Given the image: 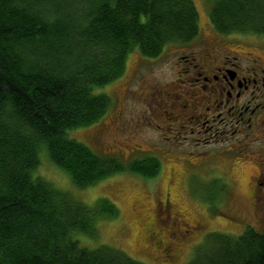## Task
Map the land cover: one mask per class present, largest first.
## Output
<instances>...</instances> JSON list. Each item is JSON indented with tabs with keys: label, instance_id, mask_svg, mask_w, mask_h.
<instances>
[{
	"label": "trees",
	"instance_id": "16d2710c",
	"mask_svg": "<svg viewBox=\"0 0 264 264\" xmlns=\"http://www.w3.org/2000/svg\"><path fill=\"white\" fill-rule=\"evenodd\" d=\"M210 17L221 33L264 34V0H213ZM199 34L194 0H0V264H148L74 236L96 237L97 216L119 214L113 201L91 207L33 172L44 146L80 187L158 175L156 155L125 162L68 131L106 114L111 98L94 89L124 73L134 46L157 57ZM187 264H264V228L212 232Z\"/></svg>",
	"mask_w": 264,
	"mask_h": 264
},
{
	"label": "rangeland",
	"instance_id": "374dc122",
	"mask_svg": "<svg viewBox=\"0 0 264 264\" xmlns=\"http://www.w3.org/2000/svg\"><path fill=\"white\" fill-rule=\"evenodd\" d=\"M194 2L199 11L200 34L191 43L214 31L221 33L210 17L213 0ZM237 34L241 41L234 47L252 51L264 60V34ZM181 44H166L157 57L146 56L134 46L128 53L124 73L94 89L95 93H106L111 98L106 114L92 124L68 131V136L94 151L125 162L156 155L161 160L158 175L145 177L122 170L80 187L68 171L50 159L44 146L39 150L40 163L33 172L35 176L44 177L91 207L99 198L107 197L119 209L116 217L97 216L96 237L82 232L74 234L83 246L110 245L148 264H187L212 232L239 235L249 225L258 230L264 228V207L254 210L253 200L247 196L249 177L259 168L258 164L262 165L264 140L249 139L252 146L237 144V148L228 149L198 145L195 140L198 134L192 133L191 128L199 126L188 123L184 115L186 112L194 114V111L190 106L181 108L183 113L176 117L178 109L173 111L169 106L186 102L189 97L181 93L180 88L178 100L160 93L175 79L189 78V74L197 71L195 68L187 73L178 72L177 51L182 48ZM181 67L185 66L181 63ZM184 83L190 84V81L187 79ZM167 196L188 221V230L174 241V252L158 245L155 235L145 236V226L152 214L157 215L153 227H171L168 214L161 210V201Z\"/></svg>",
	"mask_w": 264,
	"mask_h": 264
},
{
	"label": "flooded vegetation",
	"instance_id": "af4514ba",
	"mask_svg": "<svg viewBox=\"0 0 264 264\" xmlns=\"http://www.w3.org/2000/svg\"><path fill=\"white\" fill-rule=\"evenodd\" d=\"M240 37L237 32L214 31L193 43H179L183 46L177 51L178 72L187 73L195 68L197 71L189 74V78L175 79L160 90L161 94L176 100L181 93L189 97L186 102L170 103L169 106L173 111L178 109L176 117L183 113L181 108L190 106L194 111V114L186 112L184 115L188 123L199 126L198 129L191 128L192 133L198 134L195 137L198 145L228 149L237 148V144L247 146L249 139L264 140V60L252 51L234 47L240 45ZM181 63L185 67H181ZM187 79L190 84L184 83ZM260 161L262 165L258 164L259 168L250 175L247 188V196L253 200L256 211L264 207V158ZM161 203V210L168 214L171 227H153L157 215L152 214L145 226V236L155 235L158 245L174 252V241L188 230V221L171 197L167 196Z\"/></svg>",
	"mask_w": 264,
	"mask_h": 264
}]
</instances>
